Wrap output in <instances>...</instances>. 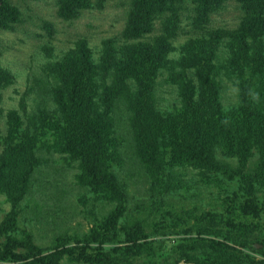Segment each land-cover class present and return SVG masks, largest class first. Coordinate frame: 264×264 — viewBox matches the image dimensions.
I'll use <instances>...</instances> for the list:
<instances>
[{"label":"trees","instance_id":"trees-1","mask_svg":"<svg viewBox=\"0 0 264 264\" xmlns=\"http://www.w3.org/2000/svg\"><path fill=\"white\" fill-rule=\"evenodd\" d=\"M223 1L193 0L194 33H208L210 12ZM241 1L248 17L238 33L243 39L253 38L251 43L244 42L245 50L238 52L245 60L242 67L237 62L239 58L230 59L235 51L225 53L224 48H219V41L211 45L195 37L189 38V51L187 44L182 60L175 62L169 57L174 42L184 33L177 0H133L121 44L106 40L101 55L96 57L80 41L78 49L65 57L47 61V68L54 72L46 82L54 107H43L47 110L42 109L41 113L46 117L35 133L29 130L32 113L23 121L19 109L9 110L17 118L8 129L4 153L13 154L5 161L0 159V182L5 184L0 190L21 199L29 192L32 176L41 163L37 156L40 143H44L43 134L49 129L57 136L55 151L77 164L81 185L94 193L121 203L127 198L122 195L123 185L113 169L114 161L127 163L131 173L151 177L155 183L150 191L155 192L160 186L161 194L179 187L176 166L191 165L204 178L211 179L215 172H221L228 179H235L241 191L232 193L238 200L235 211L252 214L255 226L263 228L264 199L259 193L264 190V61L257 63L247 57V52L251 44H263L257 36L262 39L264 35V0ZM55 4L61 18L74 20L91 1L55 0ZM22 20L19 5L0 0V31L15 30ZM234 67L239 103L226 107L221 70L233 72ZM248 67L250 73L240 72ZM162 68L175 78L184 97L181 106L165 112L156 106V86ZM61 75L63 80L58 79ZM226 76L233 78V74ZM15 77L0 61V103L4 89ZM0 108L3 114L5 109ZM220 148L225 154L239 156V164L231 166L220 161L215 156ZM256 153L258 163L253 167L257 161L251 160ZM249 163L252 167L246 172ZM135 166L137 171H131ZM6 169L10 171L8 177L1 175ZM158 181L162 184H156ZM15 225L14 219L0 225V233H8L4 238L0 234V252L14 254L17 249L21 257L33 264H53L61 259L56 250L42 253L31 235H13L15 232L9 230H14ZM23 247L28 250L22 252Z\"/></svg>","mask_w":264,"mask_h":264},{"label":"rangeland","instance_id":"rangeland-1","mask_svg":"<svg viewBox=\"0 0 264 264\" xmlns=\"http://www.w3.org/2000/svg\"><path fill=\"white\" fill-rule=\"evenodd\" d=\"M12 1L23 11V20L15 30L0 31V61L16 75L4 89L0 103L5 109L3 114L0 112L1 161L13 154L4 153L8 129L17 118L9 110L19 109L23 121L32 113L29 130L35 133L46 117L42 109L54 107V98L46 87L54 72L46 62L59 60L78 49L80 41L96 57L101 55L106 40L121 44V33L133 4V0H90L91 5L79 18L65 20L58 15L55 0ZM176 5L181 7L184 33L174 42L169 55L173 61L182 60L187 44L189 51V38L195 37L211 45L219 41V48H224L225 53L235 51L230 59L234 56L239 58L240 67L245 65L238 52L245 50L244 42L251 43L253 38L243 39L238 33L248 17L241 0H225L211 11L206 22L210 23L209 31L205 34L192 30L195 2L177 0ZM48 24L52 30L47 28ZM259 38L260 35L257 39L263 44H251L247 57L263 64L264 35ZM249 68L240 72L250 73ZM235 73L237 67L233 72L221 70L226 107L239 103ZM227 74H233L232 80ZM58 79L63 80V75ZM183 100L175 78L164 68L156 86L157 108L171 111L181 106ZM43 136L45 144L40 143L37 155L41 163L32 176L29 192L21 199L0 190V225L14 219V230H9L15 232L13 235H31L42 253L58 251L61 259L53 264H264V227L255 226L252 214L235 211L238 200L232 193H241L239 183L228 179L225 173L215 172L213 178H204L197 167L178 165L179 187L161 194L160 186L155 192L150 191L155 183L151 177L131 173L127 163L114 161L113 169L123 185L122 195L127 196L121 203L81 185L77 164L55 151V132L48 129ZM215 156L231 166L239 164V156L225 154L222 148ZM258 157L256 153L251 162ZM251 167L249 163L246 172ZM131 171H137V167ZM8 172L6 169L1 175L8 177ZM0 187L5 184L0 182ZM259 195L264 199V190ZM162 197L164 200H160ZM0 234L4 238L8 233ZM21 250L25 252L28 247ZM15 251L0 252V264H33Z\"/></svg>","mask_w":264,"mask_h":264},{"label":"water","instance_id":"water-1","mask_svg":"<svg viewBox=\"0 0 264 264\" xmlns=\"http://www.w3.org/2000/svg\"><path fill=\"white\" fill-rule=\"evenodd\" d=\"M180 264H186V263H184V262H181Z\"/></svg>","mask_w":264,"mask_h":264}]
</instances>
